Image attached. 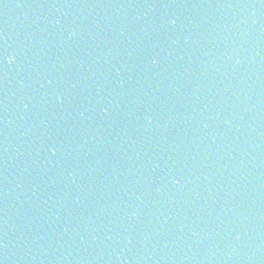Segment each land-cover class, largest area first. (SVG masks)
Here are the masks:
<instances>
[{
    "label": "water",
    "instance_id": "1",
    "mask_svg": "<svg viewBox=\"0 0 264 264\" xmlns=\"http://www.w3.org/2000/svg\"><path fill=\"white\" fill-rule=\"evenodd\" d=\"M0 264H264V0H0Z\"/></svg>",
    "mask_w": 264,
    "mask_h": 264
}]
</instances>
